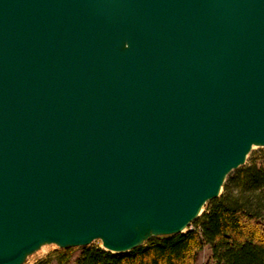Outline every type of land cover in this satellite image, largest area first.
Masks as SVG:
<instances>
[{
    "label": "water",
    "instance_id": "95a60500",
    "mask_svg": "<svg viewBox=\"0 0 264 264\" xmlns=\"http://www.w3.org/2000/svg\"><path fill=\"white\" fill-rule=\"evenodd\" d=\"M264 148V0H0V264L183 234Z\"/></svg>",
    "mask_w": 264,
    "mask_h": 264
},
{
    "label": "trees",
    "instance_id": "16d2710c",
    "mask_svg": "<svg viewBox=\"0 0 264 264\" xmlns=\"http://www.w3.org/2000/svg\"><path fill=\"white\" fill-rule=\"evenodd\" d=\"M234 172L224 193L206 204V212L187 233L153 237L124 254L82 247L78 264H198L208 246L212 256L205 264H264V157ZM53 256L58 264H69L74 254L72 249H60Z\"/></svg>",
    "mask_w": 264,
    "mask_h": 264
},
{
    "label": "rangeland",
    "instance_id": "374dc122",
    "mask_svg": "<svg viewBox=\"0 0 264 264\" xmlns=\"http://www.w3.org/2000/svg\"><path fill=\"white\" fill-rule=\"evenodd\" d=\"M263 157H264V148L254 147L248 156V159H247L245 166L251 165L255 160L261 161V159ZM234 175H235V172L233 171L231 173L230 177H233ZM223 193H224V191H222V194ZM204 212H206V208H204L202 215L204 214ZM191 227L192 226H190L187 230H185L184 233H187L191 229ZM92 245L96 246V247L103 248L102 242L100 240L95 241ZM58 250H60V248H58L55 245L44 246L40 251H38L36 254H34L33 256H31L28 259L27 264H35L37 261L44 260V259L50 260L51 264H58L55 261L54 256H53V254ZM72 250H73L74 257H73L72 262L69 264H78V260L81 256L82 252H83V248L77 247V248H73ZM211 256H212V249L208 246L203 251V253L200 255L198 264H205Z\"/></svg>",
    "mask_w": 264,
    "mask_h": 264
}]
</instances>
